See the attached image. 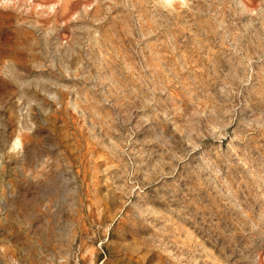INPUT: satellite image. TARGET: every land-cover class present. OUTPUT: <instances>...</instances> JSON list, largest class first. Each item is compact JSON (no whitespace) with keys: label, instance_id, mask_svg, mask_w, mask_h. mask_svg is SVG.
<instances>
[{"label":"rangeland","instance_id":"rangeland-1","mask_svg":"<svg viewBox=\"0 0 264 264\" xmlns=\"http://www.w3.org/2000/svg\"><path fill=\"white\" fill-rule=\"evenodd\" d=\"M0 264H264V0H0Z\"/></svg>","mask_w":264,"mask_h":264}]
</instances>
